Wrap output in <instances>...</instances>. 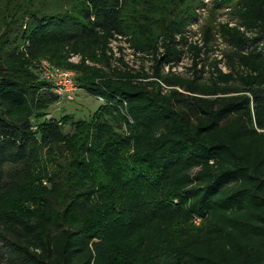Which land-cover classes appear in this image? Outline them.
<instances>
[{
	"label": "trees",
	"instance_id": "16d2710c",
	"mask_svg": "<svg viewBox=\"0 0 264 264\" xmlns=\"http://www.w3.org/2000/svg\"><path fill=\"white\" fill-rule=\"evenodd\" d=\"M126 2L61 0L56 13H28L19 52L0 49V264H264V0H213L233 26L206 28L201 45L183 21L151 40L147 26L125 21ZM115 36L153 55L157 80L113 70L80 82L106 119L92 120L85 145H122L121 179L141 177L148 190L144 226L123 228L126 244L106 238V223L95 222V188L77 176L35 188L41 146L63 134L54 123H32L51 83L18 73L44 39L101 49ZM208 53L220 60L206 70ZM182 57L189 77L171 72Z\"/></svg>",
	"mask_w": 264,
	"mask_h": 264
},
{
	"label": "rangeland",
	"instance_id": "374dc122",
	"mask_svg": "<svg viewBox=\"0 0 264 264\" xmlns=\"http://www.w3.org/2000/svg\"><path fill=\"white\" fill-rule=\"evenodd\" d=\"M42 3H45L44 9ZM211 3L213 0H127L125 21H135L147 26V30L152 32L151 40H157V43L170 24L183 21L184 30L191 29L190 31L198 35L190 42L201 45L197 39L206 28H211L213 33V27L217 24L227 23L233 26L229 21L231 16L227 15L228 9L213 10ZM60 4L61 0H0V45L3 44L0 49L19 52L24 43L22 36L30 28L32 14L28 13H39L41 10L45 13H56ZM191 17L197 23H193ZM210 47L213 49V41L208 46ZM214 47L221 50L223 46L216 39ZM210 54L201 63L206 70L207 67L210 69L213 60H220L218 54ZM190 65V58L182 57L171 72L177 76L189 77ZM19 67L21 69L18 68V73L23 78L35 82L45 80V71L67 72L71 74L77 88L71 99L53 91L41 94L42 100L37 116L32 121L33 126L40 122L54 123L60 128L63 138L61 142H49L41 146V164L32 178L35 188H48L51 180L64 182L69 175L77 176L78 183L95 188V222L106 223L109 231L106 238L121 240L126 244L127 236H123L122 229L126 227L130 230V224H135L134 228L144 226L145 217L148 215V190L141 177L133 184L121 179L128 157L127 150L122 145L105 140L107 149L104 151V141L97 146H90L88 143L85 145L92 133L89 131L92 120L106 119L98 116L102 114V102L80 87V82L82 79L98 81L104 75L110 76L113 70L133 77L137 74L149 76L151 80L157 81L153 77V55L136 53L129 38L122 36L110 39L106 48L101 49L80 46L71 48L62 42L44 39L38 47L37 57L31 59L25 56ZM218 67L226 72L222 64ZM199 68L200 66L197 67ZM168 70L167 65L163 64L161 73H167ZM208 75L205 74L203 79H207ZM159 88L165 91L163 86ZM114 132L122 135L121 131Z\"/></svg>",
	"mask_w": 264,
	"mask_h": 264
},
{
	"label": "built area",
	"instance_id": "2783aa9c",
	"mask_svg": "<svg viewBox=\"0 0 264 264\" xmlns=\"http://www.w3.org/2000/svg\"><path fill=\"white\" fill-rule=\"evenodd\" d=\"M44 78L51 83L52 91L56 94L70 99L74 96L77 88L71 74L58 70L45 71Z\"/></svg>",
	"mask_w": 264,
	"mask_h": 264
}]
</instances>
